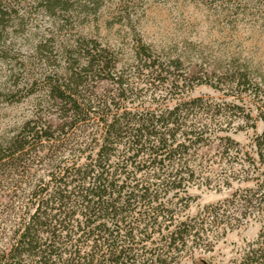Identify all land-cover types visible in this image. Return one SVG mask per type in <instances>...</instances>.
I'll list each match as a JSON object with an SVG mask.
<instances>
[{
	"label": "trees",
	"instance_id": "16d2710c",
	"mask_svg": "<svg viewBox=\"0 0 264 264\" xmlns=\"http://www.w3.org/2000/svg\"><path fill=\"white\" fill-rule=\"evenodd\" d=\"M40 2L51 15L67 9L64 0ZM5 15L0 2V21ZM81 41L59 56L36 48L37 63L11 68V95L34 94L30 113L0 135V264H181L250 220L261 222L258 234L226 264H264L262 85L235 70L229 87L241 105L187 94L172 105L154 97L152 108L146 92L180 88L179 58L134 48L133 63L118 68L111 48ZM103 81L111 90L101 93ZM241 94L263 121L245 148L219 135L222 125L251 119ZM213 141L222 148L215 160L203 154ZM232 180L252 186L188 212L190 187Z\"/></svg>",
	"mask_w": 264,
	"mask_h": 264
},
{
	"label": "rangeland",
	"instance_id": "374dc122",
	"mask_svg": "<svg viewBox=\"0 0 264 264\" xmlns=\"http://www.w3.org/2000/svg\"><path fill=\"white\" fill-rule=\"evenodd\" d=\"M40 1L0 0L8 11L0 21V135H11L14 124L30 113L28 100L34 94L24 90L15 97L11 95L12 66L17 62L37 63L36 48H51L52 55L60 48H78L76 44L83 37L96 42L95 47L87 48H111L116 52L118 68L133 63L134 48H150L166 62L181 60L174 74L180 88L173 92L168 91L169 87L149 90L142 96L152 108L159 104L152 103L154 97L172 105L171 98L187 94L241 105L243 101L232 95L238 96L239 89L229 87L230 73L235 70H245L264 88V0H64L67 9L57 10L54 15ZM109 90L111 85L106 81L97 84V91ZM241 96L247 106L243 112H249L251 119L238 118L231 125H222L219 135L229 134L245 148L253 132L261 131L263 121L249 97ZM221 149L218 141H213L203 148V154L215 160L214 154ZM210 167L215 177L220 166ZM246 186H252V181L232 180L231 187L214 183L192 186L188 189V212L194 215L206 205L229 197L234 189ZM1 200L7 203L6 196ZM260 226V221L250 220L227 231L212 251L197 249L181 264H226L256 237Z\"/></svg>",
	"mask_w": 264,
	"mask_h": 264
}]
</instances>
